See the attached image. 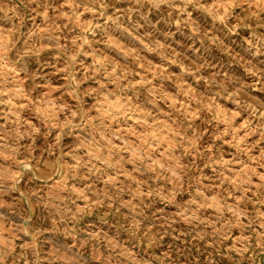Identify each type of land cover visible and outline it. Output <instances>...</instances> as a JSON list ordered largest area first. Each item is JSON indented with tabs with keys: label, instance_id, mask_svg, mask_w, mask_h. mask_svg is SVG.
I'll list each match as a JSON object with an SVG mask.
<instances>
[{
	"label": "rangeland",
	"instance_id": "obj_1",
	"mask_svg": "<svg viewBox=\"0 0 264 264\" xmlns=\"http://www.w3.org/2000/svg\"><path fill=\"white\" fill-rule=\"evenodd\" d=\"M0 264H264V0H0Z\"/></svg>",
	"mask_w": 264,
	"mask_h": 264
}]
</instances>
